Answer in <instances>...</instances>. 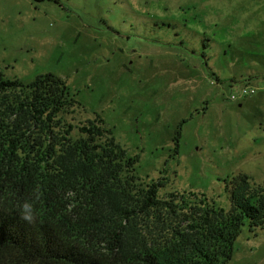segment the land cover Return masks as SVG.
Here are the masks:
<instances>
[{
    "label": "rangeland",
    "instance_id": "374dc122",
    "mask_svg": "<svg viewBox=\"0 0 264 264\" xmlns=\"http://www.w3.org/2000/svg\"><path fill=\"white\" fill-rule=\"evenodd\" d=\"M0 65L62 77L66 121L102 119L161 198L229 211L225 180L264 190V0H0ZM228 264H264V229L243 228Z\"/></svg>",
    "mask_w": 264,
    "mask_h": 264
},
{
    "label": "trees",
    "instance_id": "16d2710c",
    "mask_svg": "<svg viewBox=\"0 0 264 264\" xmlns=\"http://www.w3.org/2000/svg\"><path fill=\"white\" fill-rule=\"evenodd\" d=\"M76 104L62 77L11 80L0 65V264H228L243 228L264 229L249 175L225 180L229 211L161 198L165 179L142 181L102 119L66 121Z\"/></svg>",
    "mask_w": 264,
    "mask_h": 264
},
{
    "label": "built area",
    "instance_id": "2783aa9c",
    "mask_svg": "<svg viewBox=\"0 0 264 264\" xmlns=\"http://www.w3.org/2000/svg\"><path fill=\"white\" fill-rule=\"evenodd\" d=\"M256 90L254 88H244L243 90V94L244 95H248V94H252V93H255ZM232 99H236V96L234 95L233 97H231Z\"/></svg>",
    "mask_w": 264,
    "mask_h": 264
},
{
    "label": "crops",
    "instance_id": "0c3cea01",
    "mask_svg": "<svg viewBox=\"0 0 264 264\" xmlns=\"http://www.w3.org/2000/svg\"><path fill=\"white\" fill-rule=\"evenodd\" d=\"M219 78V77H218Z\"/></svg>",
    "mask_w": 264,
    "mask_h": 264
}]
</instances>
